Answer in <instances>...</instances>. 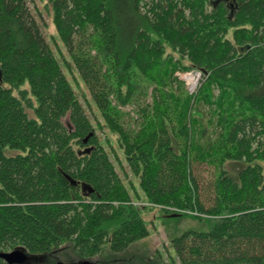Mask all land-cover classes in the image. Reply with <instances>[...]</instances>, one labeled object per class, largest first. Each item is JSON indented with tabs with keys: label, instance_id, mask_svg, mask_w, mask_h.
Listing matches in <instances>:
<instances>
[{
	"label": "trees",
	"instance_id": "obj_1",
	"mask_svg": "<svg viewBox=\"0 0 264 264\" xmlns=\"http://www.w3.org/2000/svg\"><path fill=\"white\" fill-rule=\"evenodd\" d=\"M39 2L62 47L27 0H0V252L25 251L23 264H161L157 252L128 255L150 231L106 129L178 264H264V94L249 92L264 80V0ZM189 69L204 73L196 95L176 75ZM227 161L246 164L237 178Z\"/></svg>",
	"mask_w": 264,
	"mask_h": 264
},
{
	"label": "rangeland",
	"instance_id": "obj_2",
	"mask_svg": "<svg viewBox=\"0 0 264 264\" xmlns=\"http://www.w3.org/2000/svg\"><path fill=\"white\" fill-rule=\"evenodd\" d=\"M27 5L32 10L36 11L35 14L37 15V17H38V14H40L41 19H39V21H40L42 32L46 36L47 40L51 43V45L54 48H56V46L58 45L61 46V43L57 37L55 28L52 25L47 15L46 10L43 8L39 0H27ZM57 57L59 58L60 61H62L63 58L61 55L58 54ZM67 74H68V77L71 81V85L76 95L80 99L82 105L87 110L89 117L91 118V120H95L96 116L98 115V112L94 104H91V107H92L91 108L88 102L85 100V97L87 98L90 97L87 91V87L80 80L77 81V79H75L72 76V74H70L69 72H67ZM249 92L256 94V95L264 94V80L260 87L250 89ZM29 113L30 115H32V112L29 111ZM64 122L65 124L68 123V117L64 119ZM104 130H97V131L100 137L103 139V143L105 144L107 150L111 154V159L113 163L115 164L118 173L120 174L121 178L125 182L130 193L132 194L135 205L138 207H141L139 208L140 214L143 217V219L146 221L149 227V231H150V236L134 244L133 247L128 251L129 252L128 255L130 256L137 255L143 252L144 254L151 256V255H155V253L157 252V254H160L161 264H178L174 251L169 242L167 227L163 225L164 222H163L162 215L160 214L157 208H142L144 205L149 206V204L143 198V195L138 188V181L137 179L133 177V174L130 172V169L128 168L123 158V152L121 149L118 148L116 137L110 134L108 130L106 131ZM106 135L110 137L109 141H106L104 139ZM245 166H246L245 163L233 162V161H227L224 164V168L228 170V173L231 176H234L235 178L238 177L239 171ZM206 168L207 167L205 168L203 167L202 169L198 171V173L200 174V178H201L202 198L204 200H207L210 196H212V189H211V184H210L212 174H210V170L207 169L208 170L207 171ZM182 223L180 225V228H182L184 225H187V222L184 223V225H182ZM195 224L196 222L190 221L189 227L194 226ZM186 227L187 226H184L183 228H186Z\"/></svg>",
	"mask_w": 264,
	"mask_h": 264
},
{
	"label": "built area",
	"instance_id": "obj_3",
	"mask_svg": "<svg viewBox=\"0 0 264 264\" xmlns=\"http://www.w3.org/2000/svg\"><path fill=\"white\" fill-rule=\"evenodd\" d=\"M177 75L184 83L188 93L191 95H196L204 80V73L199 69H189L183 73H177ZM194 213L197 214V212Z\"/></svg>",
	"mask_w": 264,
	"mask_h": 264
},
{
	"label": "water",
	"instance_id": "obj_4",
	"mask_svg": "<svg viewBox=\"0 0 264 264\" xmlns=\"http://www.w3.org/2000/svg\"><path fill=\"white\" fill-rule=\"evenodd\" d=\"M0 258L7 264H23L27 261V254L21 249H14L11 251H1ZM63 264V263H58ZM87 264V262H85Z\"/></svg>",
	"mask_w": 264,
	"mask_h": 264
}]
</instances>
